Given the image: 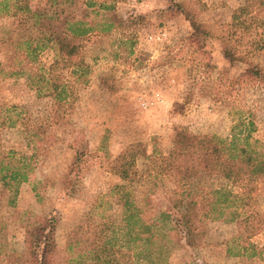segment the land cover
<instances>
[{
  "label": "rangeland",
  "instance_id": "1",
  "mask_svg": "<svg viewBox=\"0 0 264 264\" xmlns=\"http://www.w3.org/2000/svg\"><path fill=\"white\" fill-rule=\"evenodd\" d=\"M98 1L114 3L108 13L113 26L77 40L75 60L85 67L77 80L67 70L57 72L58 78L75 82L74 101L61 109L54 96L37 95L27 80V71L48 65L53 53L44 49L24 67L26 74L11 75L19 61L9 58L24 47L17 45L18 17L0 15V120L16 121L0 128V168L25 157L30 170L25 183L0 180V264H6L8 254L23 251L24 224L37 218L52 220L55 260H72L65 249L67 234L101 194L122 183L113 165L127 147L138 153L131 186L136 204L142 207L149 197L152 219L162 211L174 220L179 216L166 194L171 184L164 186L150 174V157L167 155L177 131L228 138L238 122L252 123L255 149L264 158V85L243 78L246 65L226 58L223 44L227 40L264 68V47L254 44L264 32L258 3L243 15L244 27L234 29L232 14L247 0ZM29 4L32 9L49 5L46 0ZM187 17L208 34L195 35ZM9 152L12 157L5 159ZM221 182L199 181L206 188ZM252 197V219L240 223L226 213L203 221L199 246L182 242L168 264H264V183ZM109 201L111 208L102 213L118 215L114 195Z\"/></svg>",
  "mask_w": 264,
  "mask_h": 264
},
{
  "label": "trees",
  "instance_id": "2",
  "mask_svg": "<svg viewBox=\"0 0 264 264\" xmlns=\"http://www.w3.org/2000/svg\"><path fill=\"white\" fill-rule=\"evenodd\" d=\"M46 3L49 5L44 9H32L29 0H0V15L18 17L21 36L17 45L24 47L18 57L15 54L9 58L13 63L19 61L18 69H12L11 75L26 74L24 67L35 63V57L44 49L53 53L48 65H38L34 73L27 71V80L31 87L36 86L37 95L54 96L61 109L74 101L75 82L69 77L58 78L57 72L67 70L74 80L81 78L85 65L75 60L80 53L77 40L111 30L113 23L108 13L114 11L115 5L98 0H46ZM256 3L255 10L262 12L264 0H247L246 6L233 12L231 27H244L247 17L243 15ZM78 4L84 7L83 11H77ZM187 20L195 35L208 34L195 20L189 17ZM223 44L226 58L246 65L242 77L264 85V68L249 61L227 40ZM254 44L264 47V32ZM15 123L6 116L0 120V128ZM252 130V123L243 121L233 126L228 138L191 135L179 130L167 155L150 157L152 177L161 180L164 186L171 184L166 194L170 208L178 212L175 220L168 211L150 218L149 197L143 199L142 207L136 204L131 186L137 176L138 153L134 147H127L113 165L122 183L101 194L67 234L65 249L74 258H66L64 264H168L169 254L182 242L191 248L199 246L203 221L220 220L226 213L240 223L252 219L255 216L250 209L252 196L264 183V158L255 149L257 141L251 137ZM11 157L9 152L5 159ZM26 159L20 157L15 165L9 161L3 165L0 180L27 182L30 170L26 169ZM76 161L75 158L69 175ZM203 178L222 182L217 187L206 188L199 183ZM113 195L121 207L116 216L102 213L111 208L109 200ZM51 223L52 220L37 218L24 224V249L21 253L8 254L6 264H59L60 259L55 260L57 246Z\"/></svg>",
  "mask_w": 264,
  "mask_h": 264
}]
</instances>
